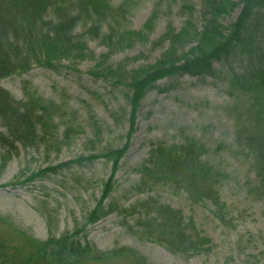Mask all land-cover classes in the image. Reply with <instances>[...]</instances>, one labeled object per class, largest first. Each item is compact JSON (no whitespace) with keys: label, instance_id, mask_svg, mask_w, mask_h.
Instances as JSON below:
<instances>
[{"label":"trees","instance_id":"trees-1","mask_svg":"<svg viewBox=\"0 0 264 264\" xmlns=\"http://www.w3.org/2000/svg\"><path fill=\"white\" fill-rule=\"evenodd\" d=\"M130 2L123 0L115 5L113 0H0V82L25 74L35 65L57 72L63 62H94L91 77L127 89L132 127L141 101L155 90L157 83L183 76L222 80L230 100L224 110L234 124L229 152L251 161L257 179L251 192L264 202V0H202L204 25L201 30L194 19L192 1L182 0L181 9L187 17L184 26L177 31L169 24L165 34L154 44V47L167 45L161 58L153 65L133 69L123 63L115 66L111 59L138 44H148L158 11L153 12L142 30L134 31L127 27ZM238 9L237 20L225 26L222 20ZM90 41L99 42L106 53L97 58L88 47ZM232 58L243 59V66L239 69L230 66L226 71L214 67V63ZM24 92L26 100L18 101L0 86V127L5 131H0V173L19 156L20 149L44 145L45 154L50 157L71 145L79 133L75 115L66 107L45 100L28 85L24 86ZM62 125L66 128L59 136ZM101 136L97 130L96 140ZM130 139L128 134L127 142ZM127 145L33 172L20 182L24 177L22 172L13 185L23 186L48 175L55 176L63 169L92 164L97 159L112 164L114 176L120 169L119 162ZM209 155L210 150L194 138H186L180 146L155 144L148 159L136 169L139 182L133 186V191L141 194L148 188L167 185L185 192L193 204L211 206V214L228 226L231 218L226 205L221 204L219 190L225 173L208 160ZM112 193V183H104L102 198L87 212L84 224L75 222L71 232L59 236L52 229V213L43 209L49 230L45 241L19 232L0 216V223L25 243L12 247L0 236V264H83L119 258L132 264H151L127 247L100 251L89 243H81L89 225L109 214L121 216L131 236L159 244L174 255L194 256L210 244L200 238L195 223L187 221L181 212L153 199L120 210L117 205L104 204Z\"/></svg>","mask_w":264,"mask_h":264},{"label":"rangeland","instance_id":"rangeland-1","mask_svg":"<svg viewBox=\"0 0 264 264\" xmlns=\"http://www.w3.org/2000/svg\"><path fill=\"white\" fill-rule=\"evenodd\" d=\"M123 0H113L119 5ZM194 19L203 29L202 0H191ZM239 2L240 0H234ZM128 29L142 30L155 10L158 20L146 46L136 45L115 55L111 64H127L129 69L155 64L166 46L154 47L165 34L169 24L179 31L187 21L181 9L182 0H131ZM240 9L226 16L222 23L233 24ZM89 49L99 58L106 49L99 42L90 41ZM126 62V63H125ZM243 59L232 58L214 63L216 70L226 71L230 66L239 69ZM95 63L63 62L57 72L33 66L20 75L0 82L16 100H26L24 86L43 97L66 107L75 115L76 138L60 154L47 157L45 146L23 150L0 173V216L7 219L19 232H25L39 241L49 236L48 220L43 209L52 213V225L57 236L71 232L75 222L84 224L87 212L102 198L104 183L113 185V193L104 202L122 210L139 201H154L181 212L195 223L201 239L210 241L205 250L194 256L174 255L156 243L140 241L127 232L124 219L117 214L92 223L81 243H89L100 251L127 247L143 255L151 264H264V202L251 189L257 183L251 161L245 156L229 152L234 124L226 114L229 100L224 81L211 77H174L156 84L140 103L131 127V107L125 87H114L90 76ZM65 126H60L61 136ZM102 136L96 140L95 133ZM0 131L4 129L0 127ZM131 139L127 142V136ZM186 138H194L210 150L208 160L224 171L220 198L229 212L228 226L221 224L210 212L211 206L193 204L185 192L167 185L155 186L138 194L133 186L139 182L136 169L148 159L155 144L183 145ZM127 145L120 159L119 171L112 175V164L97 159L92 164L63 169L57 175H48L23 186H15L23 172V182L31 173L59 166L79 158L98 156L106 150ZM218 149V150H217ZM82 183V185L80 184ZM83 186V187H82ZM1 224V223H0ZM0 236L12 247L23 246L24 240L6 225L1 224ZM132 226V222L130 223ZM20 238H19V237ZM14 245V246H13ZM83 264H132L124 258L103 262L86 261Z\"/></svg>","mask_w":264,"mask_h":264}]
</instances>
